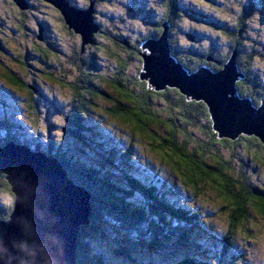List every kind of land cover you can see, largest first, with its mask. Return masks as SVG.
<instances>
[{"label":"trees","instance_id":"16d2710c","mask_svg":"<svg viewBox=\"0 0 264 264\" xmlns=\"http://www.w3.org/2000/svg\"><path fill=\"white\" fill-rule=\"evenodd\" d=\"M36 1L44 8L36 10L35 14H42L48 26L51 16L56 27L60 24L61 33L77 37V49L73 47L74 58L70 57L65 53L66 46L62 45L60 34L45 36L42 25L36 32L35 39L41 43L34 44L40 54L35 55L34 64L29 62L31 51L27 48L25 52L17 49L19 57L11 54L23 74L0 65L5 68H0L3 70L0 76L20 98L18 101L25 115H15L18 109L12 107L10 96L13 92L0 98L6 110L3 113H7L5 117L0 115V147L14 142L57 159L70 180L90 194L93 214L91 224L79 230L77 264H116L115 258L124 264H156L151 257L156 256V252L159 256L160 251L158 264H241L247 251L234 244L237 230L242 228L247 236L252 235L249 228L251 209L264 216V186L254 180L251 166L244 163L240 167L228 153L247 149L254 155L251 160L260 162L264 160V145L256 137L245 135L236 140L219 139L205 103L188 100L179 90L170 87L156 91L141 80L140 72L143 54H148L143 45L148 40L159 39L164 24L169 23L171 54L189 73L203 66L220 71L235 54L238 71L244 76L237 82L238 95L259 107L264 97V0H212L210 3L162 0L159 10L152 4L146 7L145 0H95L93 16L97 31L91 44L97 46L99 36L110 40L111 48L106 46L105 50L110 51L108 57L116 70L111 80H105L99 70H95V55L91 56L92 60L83 58L90 50L83 47L82 36L70 28L61 11L45 0H27V3L32 6ZM66 1L79 7L76 6L79 0ZM103 2L115 7V12L122 9L132 12L137 10L136 5L143 6L146 21L149 22V16L155 17L154 28L146 33L139 32V37L134 39V32H126L115 22L108 21L107 25L98 22L96 14ZM90 5L91 0L88 7ZM21 17L16 29L23 28L26 35L29 31L23 27L26 15ZM186 20L190 24L184 25ZM199 23L208 28L206 35L210 39L205 44L198 43L195 48L196 41L190 40L188 35L197 33L192 24ZM175 24L187 27L183 39L190 47L189 54L194 55L181 54L177 50L179 37L174 31ZM3 41L0 37V52L11 53ZM64 61L69 62L68 69ZM133 62L139 63L134 76L128 74ZM105 82L113 92L103 89ZM57 89L70 94L66 101L71 109L58 125L47 127L41 113L48 109L47 103L59 107L58 101L61 103L62 99ZM16 95L12 98L16 99ZM98 99L109 102L103 118L127 132L132 141L142 142L146 153L139 151L141 155L134 157L140 145L132 141L125 149H120L118 144L112 145L111 135L99 124L103 121L87 117L86 112L92 110ZM56 128L58 130L54 131ZM66 137L73 143L65 141ZM90 151L97 154V160L89 158V161ZM140 162L147 167L143 170L145 177L137 173L142 172ZM208 188L216 193L222 211L232 208L231 220L223 232L204 215L207 209L192 205V200H201ZM2 194L11 197L10 204H4ZM13 206L11 186L2 175L0 219L8 220ZM110 220L118 223L119 228L116 237L113 235L111 241H106L110 248L100 247L95 239H91L93 243L88 242V237H98L104 230L103 225ZM131 240L133 242H129ZM133 247L137 248L132 250ZM139 249L147 250L148 254L140 253ZM136 252L140 253L138 258Z\"/></svg>","mask_w":264,"mask_h":264},{"label":"water","instance_id":"95a60500","mask_svg":"<svg viewBox=\"0 0 264 264\" xmlns=\"http://www.w3.org/2000/svg\"><path fill=\"white\" fill-rule=\"evenodd\" d=\"M45 1L61 11L84 43L92 42L95 0L86 11L66 0ZM15 2L22 9L28 5ZM169 30L165 23L162 36L143 45L149 53L143 54L141 80L156 91L176 88L188 100L205 103L219 139L245 135L264 145V97L255 107L238 95L237 82L244 76L236 55L220 71L203 66L189 73L171 54ZM2 175L11 186L14 206L8 220L0 219V264H77L79 230L91 224L93 214L90 194L70 180L57 159L14 142L0 147Z\"/></svg>","mask_w":264,"mask_h":264},{"label":"rangeland","instance_id":"374dc122","mask_svg":"<svg viewBox=\"0 0 264 264\" xmlns=\"http://www.w3.org/2000/svg\"><path fill=\"white\" fill-rule=\"evenodd\" d=\"M27 3V0H25ZM123 1V0H121ZM146 2V7L150 6V4L155 5L156 8L159 10L162 7V0H145ZM28 5L26 7H24L25 9H22L16 2L15 0H0V37H2L4 39L3 44L4 46L9 49L11 51V53L8 50H3V51H8V53L5 52H0V60L2 61V63L0 62V65H6L8 68L13 69L15 71H17V73L23 74V72L21 71V69L19 68V66H17L14 61H13V57H19L17 55H19V51L17 49L20 50V52H25L26 49H30L31 54L29 55V62L30 64H34V62H36L37 57H35V55H40L38 54V52L35 50L34 48V44L35 42H40L39 40L35 39L36 38V32L39 29H42V25H44L45 29L43 30V34L46 36L47 34H60V38L63 41L62 45L66 46V52L68 53V55L70 57L73 56L74 54V50L73 47L75 46L77 49V37L74 38L71 35H69L68 33H61L60 32V24H58L57 22V26L54 22V19L51 18V16L48 18V22H49V26L47 25V22L45 20L44 17H42L41 15H36L35 12L36 10L39 11V9L41 10L42 8H44V6H42L39 1L34 2V4H32V6L27 3ZM78 4V3H76ZM75 4V5H76ZM78 6V5H76ZM77 9L82 10V11H86L89 10L88 8H79L77 7ZM115 7L113 8V6L109 5L106 2H103L102 4L99 5V11H98V17L97 21L101 22L105 25L108 24V21L110 22H115L117 24V26H121L122 29H124L126 32L128 33H132L134 39H136L137 37H139V32L142 33H146L149 31H152V29L154 28L153 25H155V17L154 16H149V22L145 20L146 17V13H144V7L141 5H136V9L137 10H133L132 12L129 10H126V12L122 9V10H118L117 12H115ZM44 11V10H42ZM259 12L262 11V8H260L258 10ZM52 12V11H51ZM94 13H95V9H94ZM136 13V14H134ZM22 15H26L25 18V24H23V27H26V30L29 29V31L26 32L25 35V30L22 28L21 31L17 30V23L20 21V18H22ZM101 15V17L99 16ZM134 15H138V16H134ZM94 19V16H93ZM95 22V21H94ZM186 23L184 25L190 24V22L188 20L185 21ZM46 23V24H45ZM169 24V23H168ZM178 26L176 27L175 24V28L174 31L178 34L179 40L178 43H176L177 46V50L181 53V54H185L188 55L190 51V47L187 45V42L183 39V35H184V29H187V27L182 26L181 24H177ZM118 26V27H119ZM190 26V25H188ZM193 27H195L197 29V33L196 31L191 32L193 34H189L188 36L190 37V40H194V42L196 41V43H194V45L196 46L195 48H198V43H202L205 44L207 43L208 39H210V37H208V28L205 27V25H202L201 23L199 24H192ZM170 27V25H169ZM91 30H93V24L90 27ZM90 30V31H91ZM14 31V32H13ZM59 31V32H58ZM58 32V33H56ZM207 34V35H206ZM132 37V38H133ZM170 37V35H169ZM99 40V44L97 46H93L90 42H86L84 43V40L82 38V44L83 47H86L87 50H90V52L88 51V53H85L84 55V59H89L92 60L93 55L94 59L97 60L96 62V67L94 66L95 70H99L98 73L101 77H104L105 80H108V78H113L116 74V70H114V63L112 64L111 60H109L108 55L110 54L109 50H105V47H109L111 48L110 44H109V39L104 38V36H99L98 37ZM149 41V40H148ZM41 43V42H40ZM43 43V42H42ZM97 44V43H96ZM90 46V47H89ZM188 49V50H187ZM65 50V49H64ZM86 50V52H87ZM33 51L35 53H33ZM79 53V52H78ZM149 53V52H148ZM8 54V55H7ZM13 57H12V55ZM189 55H194V54H189ZM79 57V55H78ZM74 58V56L72 57ZM82 61V59H81ZM95 63V62H94ZM262 63V61H261ZM64 67L65 69L69 68V62L68 61H64ZM1 69L4 68L3 66L0 67ZM99 68V69H96ZM139 68V63L133 62L130 66V72L128 74H131L132 76H134ZM143 68V66H142ZM0 69V70H1ZM5 69V68H4ZM143 70V69H142ZM141 72L143 73L144 71ZM113 71H115L113 73ZM1 72L3 73V70H1ZM118 72V71H117ZM140 72V73H141ZM23 76V75H21ZM98 84V83H97ZM99 86V85H98ZM103 89H107L108 92H113L112 89L108 88V85L103 84ZM171 89H176V88H171ZM57 95L60 99H62V102L60 103V101H58V106L56 107L54 103H47L46 107H48L47 110H45L43 113H41V118L43 121V124H45L47 127H49L50 124H52V126L54 127V124H57L63 119L64 116H66L69 112V110L71 109V106L68 104V99L70 98V94L67 93L65 90L63 89H57ZM11 91V88L9 86V84L7 83L6 80H4L1 76H0V98H3V96H9L11 94H15L16 92ZM5 93V94H4ZM13 94V95H14ZM10 96V98L12 99V107H14L17 110V113H15V115L19 114L21 115L23 113V110L21 108V104L19 103L18 99L20 100L19 97H17L16 95V99H13L12 96ZM53 98V97H52ZM67 100V101H66ZM109 107V102H106L103 99H98L96 100V105L92 107V110H89L88 113L86 112L87 117L91 120H94V118H98L99 122L100 120H102L105 124H102L101 122L99 123L100 126L103 125L104 126V130H106L107 133H109L112 138V141H110L112 143V145H121L119 146L120 149H125L129 143H131L132 139H130L129 135L127 134V132L121 130L120 128H118L115 124H113L108 118H103L106 116V109ZM3 108V109H2ZM3 111H6L5 108L3 107V105L0 104V115L5 117V114H7L6 112L3 113ZM12 111V110H11ZM11 111H7L8 114L10 115ZM16 111V110H15ZM162 111L159 109V113H161ZM21 113V114H20ZM22 116L24 117L25 115L22 114ZM106 127V128H105ZM58 130L57 128L54 129V131ZM29 137H32L29 135ZM67 139L65 141H67L68 143H73L71 140H69V137H66ZM47 139V138H46ZM41 142H44L45 144V139ZM49 142V141H48ZM133 143H137L140 146H138L140 149L137 148V154H134L133 156L135 157V155H141L140 152H144L146 153V149L145 146H143L142 142H138L137 139L132 141ZM47 145V144H46ZM82 146L84 149L85 147L83 145H79ZM255 150V148H254ZM140 151V152H139ZM91 152V151H90ZM249 150L247 152L246 150H238L237 152L231 153L229 152V157L233 160L236 161V164H238L240 167L242 164L245 163V165L251 166L252 167V173L251 175L253 176L254 180L256 181V183H259L260 186H264V164H261L259 161H255V160H251L252 157L254 156L252 152L251 155L249 154ZM97 154L96 153H89L88 159L90 158L91 160H97ZM85 158V157H84ZM89 159V161H91ZM86 160V158H85ZM95 165H99V163H97L96 161H94ZM141 170L142 172L137 171L138 174H141L143 177H145V173L143 172V170H145L147 167L141 163ZM101 167V166H100ZM111 171L115 172V169H112L111 167H108ZM134 169V166L131 167V169ZM102 170H104L106 172L107 169H105L104 167H102ZM140 170V171H141ZM119 181L122 182V177H119ZM145 179V178H144ZM205 194H203L201 196V200L196 201V200H192V205L194 207H199L201 209H207L208 211H204V215H206V217H208V219L212 222V224L214 225L215 228L218 229V231H225V227L226 225L230 222V214L232 211V208L228 207V210H224L222 211V204L220 202V200L217 198V195L215 192L211 191L209 188L205 190ZM213 192V193H211ZM181 194H183L181 192ZM11 197H8L6 195L2 194V200H4V204H10L9 199ZM202 206V207H201ZM211 210H215L217 211V214H213V212ZM250 214H251V219L249 220V228L252 229V235L251 236H245L244 230L241 228L240 230L238 229V236L235 238L234 244L236 246H238L237 248H245V250L247 251V257L246 259L243 258V260L241 261V264H264V259H262V257H264V216L261 215L259 212L255 211L254 209L250 210ZM110 222V223H109ZM108 223L104 224L103 229L101 230L100 235H98V237H88L90 243H93L91 241V239H95L96 241H99V245L100 247H106L107 249H109V245L107 242L111 241V239L113 238V235L116 237V234H118L117 232L119 231V228L117 227L118 223L116 224V222L113 221H109ZM116 225V226H115ZM133 238L137 239L136 235L132 234ZM121 241L124 242V239L119 238ZM108 240V241H107ZM134 240V239H133ZM94 241V240H93ZM107 241V242H106ZM122 242V243H123ZM126 242V241H125ZM129 242H133L132 240ZM127 243V242H126ZM110 244V243H109ZM130 244V243H129ZM129 244H126V246L129 248ZM132 246V243L130 244ZM251 246V247H249ZM137 247H133V249H136ZM208 248L210 249L211 246H208ZM146 249V248H144ZM109 251V250H108ZM134 252V251H133ZM139 252L146 255L148 254L147 250H143V249H139ZM139 252H136V256L138 258V256L140 255ZM212 252V251H211ZM157 255L154 257H151V260H153L156 264L159 263V256L161 254V251L159 252V256H158V252H156ZM155 254V253H154ZM251 257V259H250ZM116 264H124V262H122L120 259H116ZM94 264V263H93ZM138 264V263H137Z\"/></svg>","mask_w":264,"mask_h":264},{"label":"snow or ice","instance_id":"6c2138e0","mask_svg":"<svg viewBox=\"0 0 264 264\" xmlns=\"http://www.w3.org/2000/svg\"><path fill=\"white\" fill-rule=\"evenodd\" d=\"M89 3H90V0H79L78 6L81 7V8H85L86 9L89 6ZM145 83H147V81H145ZM211 119H214V118H211ZM219 131L220 130H218V132ZM257 142H259V141H257ZM260 163L264 164V160H261ZM262 203H264V201H262ZM245 236H247V234H245ZM249 247H251V246H249Z\"/></svg>","mask_w":264,"mask_h":264},{"label":"flooded vegetation","instance_id":"af4514ba","mask_svg":"<svg viewBox=\"0 0 264 264\" xmlns=\"http://www.w3.org/2000/svg\"><path fill=\"white\" fill-rule=\"evenodd\" d=\"M197 1H206L207 3L212 2V0H197Z\"/></svg>","mask_w":264,"mask_h":264},{"label":"clouds","instance_id":"9594fccd","mask_svg":"<svg viewBox=\"0 0 264 264\" xmlns=\"http://www.w3.org/2000/svg\"><path fill=\"white\" fill-rule=\"evenodd\" d=\"M0 251H3L2 249H0ZM250 259H251V257H250ZM262 259H264V257H262Z\"/></svg>","mask_w":264,"mask_h":264}]
</instances>
